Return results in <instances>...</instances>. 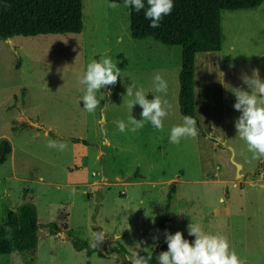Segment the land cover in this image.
Returning a JSON list of instances; mask_svg holds the SVG:
<instances>
[{
    "label": "rangeland",
    "instance_id": "obj_1",
    "mask_svg": "<svg viewBox=\"0 0 264 264\" xmlns=\"http://www.w3.org/2000/svg\"><path fill=\"white\" fill-rule=\"evenodd\" d=\"M111 3L82 0L80 33L0 39V141L11 145L0 164V221L27 194L41 223L62 228L56 234L41 228L34 254L13 251L0 255V264H131L126 257L148 254L163 240L158 226L171 182L168 233L179 230L191 243L188 227L198 225L224 236L242 264H264V155L254 156L240 138L235 121L241 113L233 107V89L251 91L243 76L256 70L264 80V1L221 11L222 47L197 54L194 77L196 117L215 141L197 130L179 143H171L169 134L184 117L181 48L132 38L128 6ZM104 56L120 76L97 92L99 105L88 112L80 79L93 59ZM157 73L167 82L166 93L155 91ZM133 85L147 99L168 101L162 129L128 122L130 116L142 119L139 104L128 106L133 98L126 91ZM118 121L125 122L124 132ZM67 229L90 243L94 233L104 239L86 255L73 248ZM116 244L129 255L112 250Z\"/></svg>",
    "mask_w": 264,
    "mask_h": 264
},
{
    "label": "trees",
    "instance_id": "obj_2",
    "mask_svg": "<svg viewBox=\"0 0 264 264\" xmlns=\"http://www.w3.org/2000/svg\"><path fill=\"white\" fill-rule=\"evenodd\" d=\"M124 2V0H118ZM264 0H173L172 11L164 15L159 27H149V19L144 12L148 7L136 11L129 8V29L134 39L152 38L166 46H180L181 65L178 72V102L180 113L192 116L196 129L207 134L198 122L195 113L194 68L197 53L214 52L222 47L221 11L256 8ZM83 29L82 0H0V39L14 36H36L47 34L80 33ZM18 67V64H17ZM49 134H56L49 131ZM72 142L87 144L84 139L69 137ZM213 141L215 139L211 138ZM218 146H222L218 143ZM11 145L7 139L0 141V164L4 163ZM176 182H171L166 197L164 210L159 221L158 231L162 242L152 245L150 264H159L157 256L167 249L165 229L169 224L167 212L170 208ZM43 228L50 234L62 231L54 222L41 223L33 198L24 194V200L15 210H8L0 221V255L8 256L13 251L34 254L37 249L39 230ZM66 238L78 251L86 255L96 252L87 239L76 236L72 230L65 231ZM112 250L128 256L129 251L116 244ZM144 254L141 256H147Z\"/></svg>",
    "mask_w": 264,
    "mask_h": 264
},
{
    "label": "clouds",
    "instance_id": "obj_3",
    "mask_svg": "<svg viewBox=\"0 0 264 264\" xmlns=\"http://www.w3.org/2000/svg\"><path fill=\"white\" fill-rule=\"evenodd\" d=\"M147 3L144 16L150 21L149 27L157 28L163 16L172 11L173 0H147ZM124 4L136 11L145 8L144 0H124ZM111 6H117L115 0H112ZM118 76L120 69L108 56H104L99 61L93 59L87 65L80 83L84 86V95L81 98L83 107L88 112H94L99 105L97 92L105 85L115 84ZM242 79L251 91L233 89L235 95L233 107L241 113L235 121V128L254 156L264 155V106H261L264 105V80L260 79L256 70L251 76L245 75ZM153 84L156 92H167V82L160 74L157 73L153 77ZM126 94L133 98L129 101L130 109L134 104H139L142 108L140 113L142 119L136 120L130 116L128 120L130 124L135 128H141L145 122H148L155 129L163 128V118L168 114L167 109L170 107L166 99H162L159 95L147 99L145 90L134 85L127 88ZM117 126L120 132L125 131L124 121H118ZM196 132L195 119L185 115L181 124L170 129L169 139L171 143H179L182 137L195 136ZM49 146L55 145L50 142ZM188 234L194 236L191 243L181 231L168 233L165 230L167 249L158 254L159 264H242L237 254L229 249L228 241L224 236L209 234L198 225H189ZM103 239L102 232L94 233L91 246L98 247V243ZM126 258L131 260V264H150L152 254L149 252L145 257L134 252L132 256Z\"/></svg>",
    "mask_w": 264,
    "mask_h": 264
},
{
    "label": "water",
    "instance_id": "obj_4",
    "mask_svg": "<svg viewBox=\"0 0 264 264\" xmlns=\"http://www.w3.org/2000/svg\"><path fill=\"white\" fill-rule=\"evenodd\" d=\"M8 40H10V38H8ZM107 86V85H106ZM28 123L37 127H41V125L38 122H34L32 120H28ZM208 137L212 138V136H210L209 134H207ZM237 165V175L239 176V169L241 168L240 164H236ZM261 186H264V183H261Z\"/></svg>",
    "mask_w": 264,
    "mask_h": 264
},
{
    "label": "crops",
    "instance_id": "obj_5",
    "mask_svg": "<svg viewBox=\"0 0 264 264\" xmlns=\"http://www.w3.org/2000/svg\"><path fill=\"white\" fill-rule=\"evenodd\" d=\"M198 54V53H197ZM196 54V56H197ZM195 60H196V57H195ZM194 77H195V68H194ZM195 84V83H194ZM179 89V88H178ZM194 91H195V86H194Z\"/></svg>",
    "mask_w": 264,
    "mask_h": 264
}]
</instances>
